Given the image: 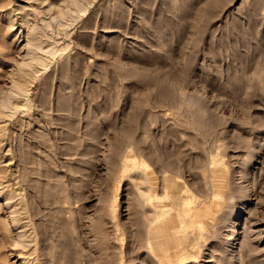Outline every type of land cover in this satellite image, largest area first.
Returning <instances> with one entry per match:
<instances>
[{"label": "rangeland", "instance_id": "1", "mask_svg": "<svg viewBox=\"0 0 264 264\" xmlns=\"http://www.w3.org/2000/svg\"><path fill=\"white\" fill-rule=\"evenodd\" d=\"M0 264H264V0H0Z\"/></svg>", "mask_w": 264, "mask_h": 264}, {"label": "bare ground", "instance_id": "2", "mask_svg": "<svg viewBox=\"0 0 264 264\" xmlns=\"http://www.w3.org/2000/svg\"><path fill=\"white\" fill-rule=\"evenodd\" d=\"M17 194V193H16ZM19 194V193H18ZM4 207L10 212V216H11V219L13 220V225L12 226H16V225H19V222L16 218V207L13 203V199H9V200H6L4 202ZM28 224V223H27ZM18 229V228H17ZM16 229V230H17ZM22 236H25V234H20L18 233V237L21 238ZM20 256V254L18 255Z\"/></svg>", "mask_w": 264, "mask_h": 264}]
</instances>
